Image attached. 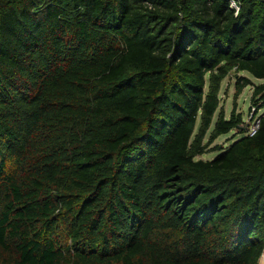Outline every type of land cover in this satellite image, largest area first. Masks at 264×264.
I'll return each instance as SVG.
<instances>
[{"label": "trees", "instance_id": "obj_1", "mask_svg": "<svg viewBox=\"0 0 264 264\" xmlns=\"http://www.w3.org/2000/svg\"><path fill=\"white\" fill-rule=\"evenodd\" d=\"M240 1L0 0V264H259L264 82L253 136L213 122L231 71L264 81Z\"/></svg>", "mask_w": 264, "mask_h": 264}, {"label": "rangeland", "instance_id": "obj_2", "mask_svg": "<svg viewBox=\"0 0 264 264\" xmlns=\"http://www.w3.org/2000/svg\"><path fill=\"white\" fill-rule=\"evenodd\" d=\"M240 76L248 77L252 81V85H248L244 87L241 93L237 97H234L235 83ZM262 82L264 81L255 79L246 72L236 73L235 71H231L221 82L220 92H219L220 103L213 117V122L216 120V117L220 112H223L224 116L228 118L232 112V109L235 108V114H240L243 122L249 125L251 118H254L255 116L261 114L263 111V109H260L258 110V113H256L257 107H255L253 102H251L250 100L253 85ZM236 132H237L236 130H233L225 135H221L217 137L211 143V145H209V147L207 148L208 149L207 152L201 156H198L197 158L203 160L212 159L217 155V152L210 151L211 148L215 146L220 148L229 146L232 143L233 138L236 139L239 138L240 135H238ZM207 138L208 137H206L204 141H206ZM259 264H260V260H259Z\"/></svg>", "mask_w": 264, "mask_h": 264}, {"label": "built area", "instance_id": "obj_3", "mask_svg": "<svg viewBox=\"0 0 264 264\" xmlns=\"http://www.w3.org/2000/svg\"><path fill=\"white\" fill-rule=\"evenodd\" d=\"M240 6H241L240 0H229V8L234 12V15H237V13L240 10ZM258 127H259V118L258 116H255L250 120V123L247 127L246 135L253 136L256 133Z\"/></svg>", "mask_w": 264, "mask_h": 264}, {"label": "bare ground", "instance_id": "obj_4", "mask_svg": "<svg viewBox=\"0 0 264 264\" xmlns=\"http://www.w3.org/2000/svg\"><path fill=\"white\" fill-rule=\"evenodd\" d=\"M260 264H264V251L260 257Z\"/></svg>", "mask_w": 264, "mask_h": 264}]
</instances>
